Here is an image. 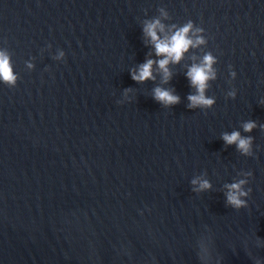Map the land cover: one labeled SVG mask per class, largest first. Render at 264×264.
Listing matches in <instances>:
<instances>
[{
    "label": "water",
    "instance_id": "1",
    "mask_svg": "<svg viewBox=\"0 0 264 264\" xmlns=\"http://www.w3.org/2000/svg\"><path fill=\"white\" fill-rule=\"evenodd\" d=\"M156 18L161 36L191 21L205 43L168 83L156 65L138 83L161 58L143 32ZM0 51L18 77L0 81V264H264V0H0ZM207 53L215 103L190 109L186 73ZM232 131L253 156L224 143ZM240 179L236 209L224 186Z\"/></svg>",
    "mask_w": 264,
    "mask_h": 264
},
{
    "label": "clouds",
    "instance_id": "2",
    "mask_svg": "<svg viewBox=\"0 0 264 264\" xmlns=\"http://www.w3.org/2000/svg\"><path fill=\"white\" fill-rule=\"evenodd\" d=\"M161 15L167 18V13L161 9ZM175 31L171 35L160 34L165 33V25L161 23L159 18L145 21L143 26V32L145 37L148 38L149 42L153 45L155 49V55L161 57L158 60H153L151 58L146 59L143 64H140L137 68L131 71L132 79L138 83L145 82L147 80H155L153 75V66L156 65L162 76V82L168 83L171 79L172 73L169 70L170 64L179 63L184 54L189 50V48H195L201 44L205 43L203 37L196 35L202 31L200 28L193 27V23L189 21L183 27L176 28L175 25L172 26ZM191 33V35H190ZM195 37V39H193ZM64 56V52L61 51L59 56L56 57L60 59ZM216 63V58L211 54L207 53L203 56V59L199 63H193L186 73L190 84L195 88V93L188 95L187 99L189 101L188 107L190 109L195 108H211L215 103L214 97L206 96V90L209 88V81L216 79V70L213 65ZM32 68V64L27 65ZM232 77L236 76V72L231 73ZM17 74L14 73L12 64L10 62V56L7 51H0V81L14 87L17 82ZM132 91L131 89L125 90V95ZM228 97L235 98L236 91L232 90L227 93ZM153 98L165 107H170L172 105L178 104L180 102V97L174 94L173 89H165L162 87H156L153 90ZM264 104V101H261ZM245 132H251L257 127L255 121H246L242 125ZM264 128V125H261ZM222 140L226 145H235L237 150L245 156H253V137L242 136L239 131H232L231 133H223L221 136ZM246 176H252L251 172L245 173ZM248 183L245 179H240L237 182L231 184H225L227 189L226 201L233 208L239 209L247 206V201L242 199L252 192L249 188L247 191L244 189V185ZM193 185V191L203 192L210 190L212 185L209 180L203 177H196L191 181ZM255 264H260L257 259Z\"/></svg>",
    "mask_w": 264,
    "mask_h": 264
}]
</instances>
